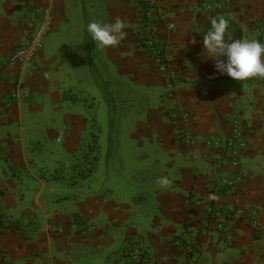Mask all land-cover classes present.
I'll return each instance as SVG.
<instances>
[{
    "label": "crops",
    "instance_id": "obj_1",
    "mask_svg": "<svg viewBox=\"0 0 264 264\" xmlns=\"http://www.w3.org/2000/svg\"><path fill=\"white\" fill-rule=\"evenodd\" d=\"M203 1L145 0L180 75L169 95L141 43L148 23L140 1L104 0L105 23L120 18L126 24L120 45L103 51L112 81L121 84L114 85L115 96L133 102L126 153L131 158L155 144L167 152L169 183L156 190L151 205L134 194L123 200L118 188L134 185L127 164H114L102 189L93 184L102 161L93 131L98 125L91 122L92 107L64 80L72 51L69 35L62 34L69 27L65 1L0 0V264H116L134 237L146 244L141 264H264V78L220 74L203 43L210 18L220 15L229 19L226 39H254L252 29L264 26V0H222L224 10L211 12L201 9ZM36 8L52 12L51 31L30 66L10 64L14 49L30 41ZM19 86L30 96L7 108ZM183 111L191 116L186 127L173 116ZM234 118L244 123L249 141L240 158L244 180L229 188L221 179L235 174L215 165L205 140L224 141ZM184 129L194 133L196 145H184ZM210 205L257 210L260 231L243 219L215 230ZM87 228L95 230L84 234ZM185 234L198 256L174 246Z\"/></svg>",
    "mask_w": 264,
    "mask_h": 264
},
{
    "label": "rangeland",
    "instance_id": "obj_2",
    "mask_svg": "<svg viewBox=\"0 0 264 264\" xmlns=\"http://www.w3.org/2000/svg\"><path fill=\"white\" fill-rule=\"evenodd\" d=\"M64 1L68 9L69 27L64 29L62 34L67 33L72 43L70 56L64 54L67 55L64 61L69 68L64 80L67 86L72 87L82 104H89L92 107L91 116L96 117L98 125L96 129L93 127V131L97 135L102 161L98 164L99 175L96 176L93 184L99 186L96 188L102 189L107 182V173L111 171V167L117 166L114 165L116 163L127 164L133 169L129 175L134 185L129 187L127 184L125 189L118 188L124 190L121 192L123 200L129 198L130 194L133 197L134 194L140 198L141 204L149 201L154 205L156 190H161L163 185L161 179L164 178L169 167L165 160L167 152L155 144L153 149L148 145L139 147L134 150L135 154L131 158L126 153L125 144L127 145V137L133 124V112H129V103L133 102L115 96L114 85L121 84H115L116 78L112 81L113 74L104 64V49L96 47L95 41L87 32L89 22L105 23L104 0ZM58 48L62 49L61 46ZM79 55H82V58H79ZM70 67H74V71H70ZM162 156L165 159H162ZM141 214L147 216V213Z\"/></svg>",
    "mask_w": 264,
    "mask_h": 264
},
{
    "label": "built area",
    "instance_id": "obj_3",
    "mask_svg": "<svg viewBox=\"0 0 264 264\" xmlns=\"http://www.w3.org/2000/svg\"><path fill=\"white\" fill-rule=\"evenodd\" d=\"M200 7L202 10L208 12L214 10H224L222 0H204ZM35 16L36 19L31 23L33 31L30 41L27 44L18 46L14 49L9 59L10 64H19L22 68L30 66L37 52L43 47V41L52 28L53 14L50 10L36 8ZM146 18L148 29L141 42L142 46L153 61L154 71L164 78V85L167 94L172 95L180 80L179 72L172 65L171 60L167 56L164 43L162 42L164 33H162L160 21L156 19L151 11L146 13ZM172 28L173 26L170 25L167 29L170 30ZM251 32L254 39H258L264 43V26L254 27ZM18 88L19 89H15V91L11 93L9 99L6 100L5 106L7 108H10L17 100L30 96V92L28 90L22 88V86H19ZM173 116L175 118H180V121L184 126L189 124L191 121V116L186 111L174 114ZM248 139L244 123L240 119L234 118L230 133L224 141L217 138H208L205 140L206 147L212 152L211 157L215 165L221 169L230 166L235 174L234 177H223L221 179L222 185L234 188L244 180V173L242 171L240 158L248 147ZM181 141L185 146H193L198 143L194 133L188 129H184L182 131ZM207 212L214 222L215 230L223 231L231 220L243 219L255 233L260 231V220L257 210L248 211L232 205L227 209H220L210 205ZM9 222L14 224L15 220L11 218ZM24 224H29V221H25ZM50 229L58 233L63 232L61 226L57 225H51ZM94 230V228H87L83 233L86 234L89 231ZM227 241L229 243L233 241L232 235L227 236ZM193 242L194 241L188 237V234H185L183 237L181 236V238H177L173 244L175 247H179L181 249L186 246V249L192 252V256H198L199 252L195 250L196 245ZM186 243H189L188 246L185 245ZM146 252V244L142 238L134 237L129 242L128 246L118 253V258L115 263L141 264L145 259Z\"/></svg>",
    "mask_w": 264,
    "mask_h": 264
},
{
    "label": "clouds",
    "instance_id": "obj_4",
    "mask_svg": "<svg viewBox=\"0 0 264 264\" xmlns=\"http://www.w3.org/2000/svg\"><path fill=\"white\" fill-rule=\"evenodd\" d=\"M210 24L203 43L217 71L237 81L264 78V43L258 39H226L229 19L223 15L210 18ZM125 27V21L120 18L114 23L92 21L87 24V32L96 47L104 49L120 45L127 35ZM161 183L167 185L169 181L162 178Z\"/></svg>",
    "mask_w": 264,
    "mask_h": 264
},
{
    "label": "trees",
    "instance_id": "obj_5",
    "mask_svg": "<svg viewBox=\"0 0 264 264\" xmlns=\"http://www.w3.org/2000/svg\"><path fill=\"white\" fill-rule=\"evenodd\" d=\"M140 3H141V9H142V15H143V20H144V23H146L147 25V18H146V9H147V6H146V3H145V0H139ZM145 16V17H144ZM96 114V113H95ZM91 122H93L94 124H96V117H91ZM78 218V217H77Z\"/></svg>",
    "mask_w": 264,
    "mask_h": 264
}]
</instances>
